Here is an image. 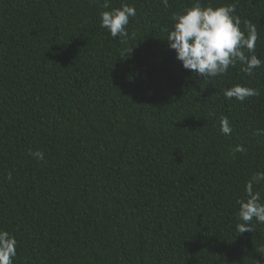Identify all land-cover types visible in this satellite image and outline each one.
<instances>
[{"label": "trees", "instance_id": "16d2710c", "mask_svg": "<svg viewBox=\"0 0 264 264\" xmlns=\"http://www.w3.org/2000/svg\"><path fill=\"white\" fill-rule=\"evenodd\" d=\"M103 3L0 0V229L18 241L13 264H264V223L236 233L247 183L264 203V66L183 68L166 39L193 0H109L136 10L117 38L100 26ZM202 3L234 4L264 60V0ZM237 84L259 94L227 99Z\"/></svg>", "mask_w": 264, "mask_h": 264}, {"label": "clouds", "instance_id": "9594fccd", "mask_svg": "<svg viewBox=\"0 0 264 264\" xmlns=\"http://www.w3.org/2000/svg\"><path fill=\"white\" fill-rule=\"evenodd\" d=\"M161 3L165 8L169 7L168 0H161ZM103 8L109 10L100 13V26L107 29L113 38L127 37L130 17L136 15L135 7L125 3L110 8L109 0H104ZM235 11V5L231 3L214 7L211 3L193 0L191 6H186L173 16V25L166 40L183 68L202 78H212L226 74L229 67L237 63L248 77L264 66V60L254 54L258 39L256 28L248 24L245 30H241V19L235 15ZM258 94L256 89L240 84L224 92L227 99L235 98L240 102ZM220 130L224 134L231 133L232 128L226 118L221 120ZM257 134L264 135V130H257ZM236 151L242 152L244 149L237 146ZM28 154L38 161L44 160V153L39 150L29 149ZM11 177L9 171L7 179ZM245 194L246 199L237 201V219L240 221L236 225L238 234L252 232L255 227L253 220L264 223V203L260 194L253 191L251 183L245 185ZM17 245L15 235L0 229V264H13Z\"/></svg>", "mask_w": 264, "mask_h": 264}]
</instances>
